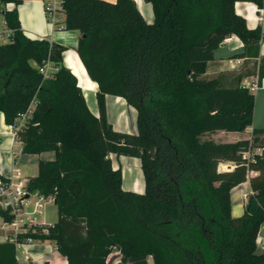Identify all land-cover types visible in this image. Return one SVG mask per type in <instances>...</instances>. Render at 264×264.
Segmentation results:
<instances>
[{
    "label": "trees",
    "instance_id": "16d2710c",
    "mask_svg": "<svg viewBox=\"0 0 264 264\" xmlns=\"http://www.w3.org/2000/svg\"><path fill=\"white\" fill-rule=\"evenodd\" d=\"M8 3L14 8L1 12L11 36L0 45V113L23 154L54 155L38 162L28 190L53 197L57 222L47 235L29 236L54 243L65 264H264L256 251L264 223V126L252 129L250 140L211 138L250 128L254 95L241 75L230 86L203 78L231 36L244 47L235 58L258 57L262 28H248L234 6L251 3L264 12V0H149L151 23L134 0H62V29L79 34L75 52L97 85V117L63 63L68 48L27 37L21 0H0ZM263 76L262 62L258 81ZM106 96L135 109V134L108 123ZM258 147L253 161L242 158ZM110 154L140 160L142 194L122 189ZM224 162L233 169L218 170ZM250 172L257 173L249 179L252 194L233 218L230 192ZM0 264H19L12 243H0Z\"/></svg>",
    "mask_w": 264,
    "mask_h": 264
},
{
    "label": "crops",
    "instance_id": "0c3cea01",
    "mask_svg": "<svg viewBox=\"0 0 264 264\" xmlns=\"http://www.w3.org/2000/svg\"><path fill=\"white\" fill-rule=\"evenodd\" d=\"M44 0H21V4L17 6L18 18L23 33L31 39H46L49 42L61 44L68 49L63 54L64 65L72 72L77 78L78 85L82 88L85 100L86 94L94 95L95 90L87 88L86 90L80 85L79 78L75 70H79L89 79L87 73L75 52L79 34L74 31H65L62 29V24L56 28L53 23H49L46 19L43 8ZM106 2L114 3L116 0H103ZM137 7L147 23L153 20L152 10L150 5L142 0H134ZM14 8L12 3L0 5V32H4L7 27L4 24L2 10H11ZM235 12L246 20L248 28H255L260 26L264 33V22L260 20L262 17V10L258 9L251 3H236ZM143 11V12H142ZM145 12V13H144ZM64 19V18H63ZM8 30V29H7ZM2 39V38H0ZM1 45V44H0ZM244 52L243 44L240 40L231 36L227 38L219 48L214 52V59L208 63L206 73L203 75L204 79H213L221 77L224 72H235L236 75L242 76V84L248 86L250 92L254 95V116L253 124L243 132H216L212 136L216 138L215 141L221 143H234L242 140H250L252 129L255 127L254 122L257 118L264 117V106L262 110H257V97L256 93H264V76L258 81V68L259 64L263 62L264 65V41L259 44L258 57L256 58H235L237 54ZM48 69L51 67L48 65ZM234 78V77H233ZM90 80V79H89ZM91 81V80H90ZM264 102V98H263ZM87 104V101H86ZM87 104L89 111L98 116L97 105L93 102ZM264 104V103H263ZM106 117L108 123L116 131L128 134L136 133V111L129 106L121 97L106 96L105 98ZM33 109V105L30 108ZM18 125L22 123V119H17ZM22 145L14 138V129L4 122L3 114L0 113V176L9 177L13 174L14 168L19 169L20 175L23 173L20 167L21 157H28L34 162L33 176L37 174V164L40 160H52L54 155L51 152L42 153L40 155H27L23 154ZM109 158L112 161L114 169H120L122 173V189L125 191H133L138 194L144 192L143 175L140 168V160L131 157H115L110 154ZM223 164V163H221ZM228 167V171L233 169V163L224 162ZM256 172H250L246 181L234 187L230 192V213L233 218L242 216L244 212V205L247 198L252 194L249 185V179L256 176ZM31 176V177H33ZM29 178V177H24ZM54 225V224H53ZM5 234L0 232V243L4 242ZM257 239L261 241V245L257 246V253H264V223L260 226ZM26 252L30 255L33 261L29 264H65V259L59 255L57 250L52 245L49 246H28ZM17 262L20 264V258L16 254Z\"/></svg>",
    "mask_w": 264,
    "mask_h": 264
},
{
    "label": "built area",
    "instance_id": "2783aa9c",
    "mask_svg": "<svg viewBox=\"0 0 264 264\" xmlns=\"http://www.w3.org/2000/svg\"><path fill=\"white\" fill-rule=\"evenodd\" d=\"M44 13L50 17L53 24L56 23V14L62 11V0H44ZM62 14V13H61ZM264 22V12L262 10V17ZM5 24V23H4ZM6 36L8 39L11 36V31L0 32V38ZM48 65L41 69V72L47 76ZM245 86V85H243ZM248 87V86H246ZM22 123L18 128L23 126V122L29 118L28 114L19 116ZM261 148H255L242 153V158L247 161H253L254 156L261 153ZM222 164H219V167ZM218 167V170H220ZM54 203L52 196H42L37 192L28 190V179L20 175L19 169L16 167L13 174L9 177L0 178V232L5 234L4 242H10L15 246L16 254L20 258V264H29L33 261L30 255L26 252L28 246H49L52 245L57 250L56 245L50 242H41L29 234L47 235L49 228L53 224H46L40 221L39 218L44 214L45 207ZM261 245V241L256 239V246Z\"/></svg>",
    "mask_w": 264,
    "mask_h": 264
},
{
    "label": "rangeland",
    "instance_id": "374dc122",
    "mask_svg": "<svg viewBox=\"0 0 264 264\" xmlns=\"http://www.w3.org/2000/svg\"><path fill=\"white\" fill-rule=\"evenodd\" d=\"M143 4H144V0H142ZM150 10H151V7H150ZM143 12V11H142ZM152 12V11H151ZM145 13V12H144ZM144 17L145 14H143ZM63 18H64V15L61 14V13H57L56 14V28H58L62 21H63ZM48 20V22L51 24L53 23V21L51 20L50 17H47L46 18ZM0 22H1V15H0ZM59 23V24H58ZM1 30V29H0ZM5 32H7V29L5 30ZM9 41V39L4 36L2 39H0V44H5ZM236 73L233 72H224L222 75H221V82H222V85L224 86H230L232 85V80H233V77H236L235 76ZM244 84V83H243ZM256 97H257V110L260 111L262 110L263 106H264V102H263V98H264V93H260V92H257L256 93ZM86 101H87V104L89 105L90 107V103L93 102L96 104V100H95V94L94 95H90V94H86ZM255 128H261L264 126V117L263 118H259L257 116L255 122H254V125H253ZM211 138H213L214 140H216V138L214 136H211ZM34 162L31 160V158H28V157H24L22 158L21 157V162H20V167H21V170H22V175L23 177H31L33 176L34 172ZM219 167V166H218ZM219 169L223 172H227L228 170V167H226L224 165V163L222 164V166L219 167ZM40 221H44L46 224H55L57 222V210H56V206L54 203H50L48 204L46 207H45V210H44V214L39 218ZM50 244H53L52 242H50ZM148 264H152V260L151 258H148Z\"/></svg>",
    "mask_w": 264,
    "mask_h": 264
},
{
    "label": "bare ground",
    "instance_id": "6f19581e",
    "mask_svg": "<svg viewBox=\"0 0 264 264\" xmlns=\"http://www.w3.org/2000/svg\"><path fill=\"white\" fill-rule=\"evenodd\" d=\"M76 74L79 78L80 81V85L86 90L87 88L91 89V90H95L97 88L96 83L90 81L83 72L79 71V70H75Z\"/></svg>",
    "mask_w": 264,
    "mask_h": 264
},
{
    "label": "water",
    "instance_id": "95a60500",
    "mask_svg": "<svg viewBox=\"0 0 264 264\" xmlns=\"http://www.w3.org/2000/svg\"><path fill=\"white\" fill-rule=\"evenodd\" d=\"M144 2H146V3H148L149 2V0H144ZM80 87V86H79ZM81 88V87H80ZM82 89V88H81Z\"/></svg>",
    "mask_w": 264,
    "mask_h": 264
}]
</instances>
